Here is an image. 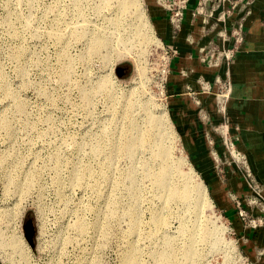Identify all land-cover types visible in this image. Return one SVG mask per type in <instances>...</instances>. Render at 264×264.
Instances as JSON below:
<instances>
[{
  "label": "rangeland",
  "instance_id": "1",
  "mask_svg": "<svg viewBox=\"0 0 264 264\" xmlns=\"http://www.w3.org/2000/svg\"><path fill=\"white\" fill-rule=\"evenodd\" d=\"M141 2L151 26L149 2ZM115 8L116 0H0V264H254L170 125L164 47L146 44L131 10ZM96 35L107 45L92 53ZM153 116L169 122L170 137L150 127ZM131 138L133 155L124 151ZM161 143L169 184L182 185L190 169L210 206L197 210L194 196L165 201L155 183ZM19 234L27 259L9 262L5 242ZM163 251L174 254L170 263Z\"/></svg>",
  "mask_w": 264,
  "mask_h": 264
},
{
  "label": "crops",
  "instance_id": "2",
  "mask_svg": "<svg viewBox=\"0 0 264 264\" xmlns=\"http://www.w3.org/2000/svg\"><path fill=\"white\" fill-rule=\"evenodd\" d=\"M230 1L235 0H188L177 33L153 0L146 10L156 37L169 51L163 91L170 125L212 202L230 220L241 251L254 264H264V229H244L235 215L232 199L244 201L250 190L229 165L220 133H227L245 155L264 194V0L232 9ZM237 29L242 40L229 64L200 62L208 47L231 48ZM217 81L230 86L222 110L215 99Z\"/></svg>",
  "mask_w": 264,
  "mask_h": 264
},
{
  "label": "bare ground",
  "instance_id": "3",
  "mask_svg": "<svg viewBox=\"0 0 264 264\" xmlns=\"http://www.w3.org/2000/svg\"><path fill=\"white\" fill-rule=\"evenodd\" d=\"M115 9L117 12L122 13V14L131 10L130 11L131 14L133 16H135L136 20L139 23V25L137 26L136 33L137 34L139 33L141 35V38L143 40H146V44H148V43H150L151 45L158 44L159 40L153 36L152 27L150 26L149 22L147 21V19L145 17L144 9H143L141 0H116V8ZM77 36H79V35H77ZM89 43H90L89 44V52H92V53L99 51L101 48H106V45H107L106 40L104 38L98 36V35L94 36L92 39H89ZM138 70H139V68H138ZM106 83H107V81H104L102 84V87L106 86ZM163 113L164 112H160L159 114L162 115ZM157 116H159V115H157ZM164 117H165V115H164ZM148 124L150 125V127H155L156 129H162V131L164 133H165V130L168 131L167 126L169 125V122L165 118H164V120L160 117L155 119V117L153 116V118L151 117L150 119H148ZM165 136L168 137L169 134L165 133ZM142 140L143 139L140 136V142ZM135 150H136V139L131 138V139L127 140L125 142V145H124V151L126 153H128L129 155H133L136 152ZM156 155L161 157L164 164H163L162 168H160L157 175H155V183L159 189L164 191L165 201L174 199V200H179L183 203H186L190 200V198H193L192 196H194L195 198L193 200L196 202L195 207L197 210L202 206L203 207L207 206V205L210 206V200L207 196L205 186L203 185V183L200 180L194 181L195 177H194V174L191 172L190 169L187 171L186 176H185L186 181L182 185H176V184L171 185V184H169L170 183L169 182V175L172 172V168L168 165V160L170 158V156H169L170 151H169V149H167L166 146H164V144L161 143L159 145V149L157 150ZM179 161H182V163L184 164L185 158L184 157L179 158ZM131 178H133V173L131 175ZM133 192H134L133 196H134V198H136L137 197L136 193H135V191H133ZM130 216L132 217L133 226L135 227V225L137 223H136V217H135L134 211L130 212ZM153 222L156 225V227H160L161 225H163L164 220L161 216L154 215L153 216ZM7 240H6L7 242H5V240H4V242H5L6 246H8L7 248L10 249L9 252L11 251L10 253H8L6 251L8 253L6 257H7L9 262H10V260L12 258L11 256L13 254L16 255L19 258V260L27 259V251L29 250V248H28L27 244L25 243L26 241H24L22 235H20V234L17 236L12 235ZM1 242L3 243V240ZM3 247L5 248V246H3ZM0 248H1V245H0ZM186 250L187 251H185V258H187L189 261L191 259V257L195 256V251L193 248V240L190 241L189 246H188V248H186ZM3 253L5 255V251ZM159 258H160V260H163V261L170 263V261H172L174 259V254H172L171 252L163 251L159 254ZM22 263H25V262H22ZM126 263L127 264H135V262L130 260V259H128L126 261Z\"/></svg>",
  "mask_w": 264,
  "mask_h": 264
},
{
  "label": "built area",
  "instance_id": "4",
  "mask_svg": "<svg viewBox=\"0 0 264 264\" xmlns=\"http://www.w3.org/2000/svg\"><path fill=\"white\" fill-rule=\"evenodd\" d=\"M154 3L160 7L168 17V23L172 33H177L180 30L181 21L184 11L187 8L188 0H153ZM253 0H235L230 1L232 9L237 3L248 6ZM199 4V7H201ZM230 10L225 14L229 15ZM264 26V21L262 22ZM234 44L231 48L217 50L215 47H208L205 52H201L199 60L201 63L208 67H218L221 63L229 64L233 59L239 44L241 43L242 36L239 29L233 32ZM162 44V43H161ZM167 62L169 59V51L165 48ZM167 66V65H166ZM230 86L228 82L217 81V91L215 93L216 103L221 110L228 97ZM223 139V145L228 155L229 165H234L244 178L250 193L242 201L238 198H233L232 201L235 207V215L241 222L244 229L258 230L264 229V194L261 186L255 181L247 163V159L243 153L237 150L234 141L228 136L227 133L220 132Z\"/></svg>",
  "mask_w": 264,
  "mask_h": 264
},
{
  "label": "water",
  "instance_id": "5",
  "mask_svg": "<svg viewBox=\"0 0 264 264\" xmlns=\"http://www.w3.org/2000/svg\"><path fill=\"white\" fill-rule=\"evenodd\" d=\"M115 70H116L117 75L119 77H121L122 74H123L122 68L121 67H117ZM24 231H25L24 237H25L26 241L28 242L30 247H33L34 246V241H33L34 240L33 239L34 228H33L32 223H29V224L25 225Z\"/></svg>",
  "mask_w": 264,
  "mask_h": 264
},
{
  "label": "flooded vegetation",
  "instance_id": "6",
  "mask_svg": "<svg viewBox=\"0 0 264 264\" xmlns=\"http://www.w3.org/2000/svg\"><path fill=\"white\" fill-rule=\"evenodd\" d=\"M122 68V70H124L125 68L124 67H121Z\"/></svg>",
  "mask_w": 264,
  "mask_h": 264
}]
</instances>
